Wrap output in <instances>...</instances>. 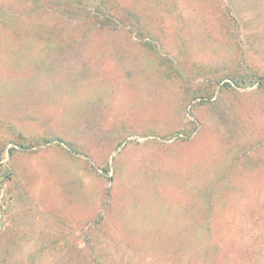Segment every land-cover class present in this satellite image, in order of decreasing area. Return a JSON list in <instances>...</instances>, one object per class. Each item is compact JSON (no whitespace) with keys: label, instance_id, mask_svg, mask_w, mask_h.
<instances>
[{"label":"rangeland","instance_id":"1","mask_svg":"<svg viewBox=\"0 0 264 264\" xmlns=\"http://www.w3.org/2000/svg\"><path fill=\"white\" fill-rule=\"evenodd\" d=\"M0 264H264V0H0Z\"/></svg>","mask_w":264,"mask_h":264}]
</instances>
